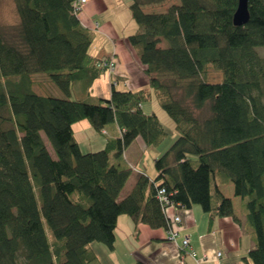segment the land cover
<instances>
[{"label":"trees","instance_id":"16d2710c","mask_svg":"<svg viewBox=\"0 0 264 264\" xmlns=\"http://www.w3.org/2000/svg\"><path fill=\"white\" fill-rule=\"evenodd\" d=\"M76 1L14 0L18 26H0V264H102L91 244L113 250L121 215L167 231L159 188L177 208L238 220L218 173L246 200L256 243L243 260L264 264V0L248 1L244 26L233 24L238 0H179L159 13L143 6L163 0H132L139 28L128 40L149 84L88 101L71 98L72 84L88 90L106 69L90 52L95 35ZM211 69L221 82H210L221 79ZM33 74L48 76L62 96L38 93ZM153 95L178 136L155 160L156 178L139 175L121 199L134 171L125 149L138 136L150 147L168 136L144 109ZM206 105V117L193 113ZM86 119L98 132L116 124L119 137L83 152L73 126Z\"/></svg>","mask_w":264,"mask_h":264},{"label":"crops","instance_id":"0c3cea01","mask_svg":"<svg viewBox=\"0 0 264 264\" xmlns=\"http://www.w3.org/2000/svg\"><path fill=\"white\" fill-rule=\"evenodd\" d=\"M114 1L115 6L124 4L123 0ZM106 3V0H88L79 14V20L82 22V25L93 31L95 35L94 43L91 46V48H94V52H91V50L90 52L101 59V61H106L108 58L115 56V61L117 62L113 73L105 72L91 84L92 86L88 90H85L83 86H79L85 96L95 100L98 98L109 99L113 88L130 91L139 90L147 87L149 84L148 77L144 72L145 66L140 61L138 51L135 50L128 40V36L137 31L136 22L134 19H130L131 9L129 8V16L127 15V18H123L121 21L120 18L111 17L108 14L109 9ZM130 4L131 2H128V6ZM15 17H17L16 22L18 25V14ZM9 25L14 24L10 21L9 23L0 22L1 27H9ZM37 75L33 74L32 76L34 81L33 88L44 92L45 88L35 78ZM41 88L44 91L40 90ZM153 99L154 96L152 97ZM144 109L146 112L154 111L158 115L162 125H164L161 118L162 114H159L155 105L148 107V103H145ZM76 125L73 126L75 138ZM175 126L172 127L175 128ZM101 134H104L106 137L102 142H98L95 148H90V151H99L105 146L108 138L116 139L119 137L120 128L112 123L101 131ZM77 141L81 148L80 140L77 139ZM150 148L138 136L125 149L124 159H126L134 171L122 190L121 199L128 195L135 187L139 175L146 174L150 179H154L144 169L140 168L141 160L137 158L139 150L142 152ZM159 150V148L156 149L153 152L154 155L152 154L155 160L165 153H157ZM53 158L55 157L53 156ZM111 159L113 162H116L113 155ZM217 176L219 191L225 197H229L232 200L235 217L238 220L231 217H214L211 219L210 214L206 213L199 205H191L189 208H169L167 213L169 217L180 216L181 224L179 225V237L175 241H168L167 232L164 228L154 229L148 223L146 224L140 220L135 222L132 217L125 214L121 215L117 220L114 249L110 250L106 246L108 250L102 247L101 251L107 252L109 255L117 253L116 264H134L138 260L144 264H179L181 255L185 257L186 263L198 264L197 260L189 256L186 251L180 250L182 238L188 236L190 246L187 251L192 250L195 252L196 259L202 260L205 258V264H253L252 261L243 260V257L254 248L256 243L246 223V200L235 195V186L232 181L228 180L221 173H218ZM94 251L99 256L102 264H105L97 250ZM219 252L221 253L220 256H218Z\"/></svg>","mask_w":264,"mask_h":264},{"label":"rangeland","instance_id":"374dc122","mask_svg":"<svg viewBox=\"0 0 264 264\" xmlns=\"http://www.w3.org/2000/svg\"><path fill=\"white\" fill-rule=\"evenodd\" d=\"M106 4L108 5V9L109 12L108 14L111 15V17H117L120 18L121 21L123 18H127V15L129 16V6H128V2H132V0H123V5L120 6H115V1L114 0H106ZM173 4H179V0H163L161 2L158 1V3H148L147 5H144L143 8L144 10L148 13V12H164L166 11L170 5ZM17 15L16 13V4L14 3V0H0V22H13L14 25H9V27L4 26L5 30H11L12 28L18 26L17 25V17H15ZM126 15V16H125ZM15 18V19H14ZM132 18V14L130 19ZM7 20V21H6ZM97 20H99L97 18ZM2 24V23H1ZM136 29L137 31H134L135 33L138 32V28L139 26L136 24ZM162 46H167L168 44L165 41H162L161 43ZM91 52H94V48L92 47ZM259 53L261 56H264V48H259ZM115 60V56H112ZM109 59V58H108ZM107 59V60H108ZM106 60V61H107ZM115 66H113V71L109 70L108 73H113L117 62H114ZM219 76L221 77V79L216 80V81H210L213 83L216 82H221L222 81V77L223 74L220 70H218ZM218 73L217 71L211 69L210 72V78L211 79H215L218 77ZM38 82L40 84L43 85V87L45 88L44 90H42V88L40 90L44 91V92H40L37 88L36 91L40 94H52V95H59L60 97L62 96V93L59 89H57L58 87H54L53 84L50 82L49 77L44 75H40L38 74L37 77H35ZM170 82V81H168ZM78 84V85H77ZM81 83L76 82L73 83V88H72V95L71 98L73 100H77V99H81L84 101H88L90 100L87 96H85V94L82 92L81 88H79V86H83ZM174 92L176 93V95H183L182 89L179 87H175ZM154 96V95H153ZM187 104H189L190 107L192 106V103L190 102V100L186 101ZM156 107V110L159 112V114L161 115L162 118V122L164 125H166V129L168 131V136L165 138V140L163 141V143L161 145H159L158 147L154 146L151 147L148 150H144V151H138L139 153L137 154V158L138 160H141L140 163V168L144 169L148 175H150L153 178H156L157 176V168H155V159L152 157L153 152L156 149H160L158 152H160L161 154L163 152H165L166 149H168L170 147V145L175 141V139L177 138V132L175 131V128L172 126H175L174 122L172 121V119L170 118V116L164 111V109L161 108V106L159 105V103H157V100L154 96V99L152 100V102H148V107H152L154 106ZM193 113H195V115H197L199 118H204L206 117V115L209 114L208 112V105H206V107H204L202 110H194L193 109ZM76 129V138L78 140H80L81 142V150H83L84 152H88L90 151V148H95L98 144V142H102L103 139L106 137L104 134H101V131L98 132L95 128H93L90 124V120H83L81 122H78V124L75 126ZM142 138V137H141ZM43 140L46 142L47 148L48 150L52 153V155L55 157V151H53L52 145L50 143V141H48V139L45 138V136H43ZM154 155V154H153ZM193 159H196V157H193ZM143 164V166H141ZM91 246L93 247L94 250H97V252L100 254V256H102L105 264H116V259H117V253H115L114 255H109L107 252H102L101 249L102 247L106 248V245H103L102 243L98 242V241H94V243L91 244ZM108 250V249H107ZM120 255V254H119Z\"/></svg>","mask_w":264,"mask_h":264},{"label":"built area","instance_id":"2783aa9c","mask_svg":"<svg viewBox=\"0 0 264 264\" xmlns=\"http://www.w3.org/2000/svg\"><path fill=\"white\" fill-rule=\"evenodd\" d=\"M88 0H77L75 2V9L78 10V11H81L82 12V9H83V6L85 5V3L87 2ZM115 60L113 57H110L107 61H102L101 65L105 67L106 71L105 72H108L109 70L113 71V66H115L114 63ZM157 198L158 200H160L161 202V205H162V208L166 214V217L169 221V225H168V229H167V239L168 241L171 240V241H175L179 235H180V231H179V225L181 224V219H180V216L178 215H175V216H172V217H169V215L167 214L168 213V209L169 208H173V207H176L175 204L168 198V196H166V189L164 188H159L158 189V194H157ZM182 244L180 246V250L181 251H186L189 256H192L194 258V260H197V263L198 264H205V258H203L202 260H199V259H196V254L195 252H193L192 250L190 251H187V249L189 248L190 246V241H189V238L188 236H184L182 238ZM221 253L219 252L218 253V256H220ZM179 264H188L186 263L185 261V257L183 255L180 256V259H179Z\"/></svg>","mask_w":264,"mask_h":264},{"label":"water","instance_id":"95a60500","mask_svg":"<svg viewBox=\"0 0 264 264\" xmlns=\"http://www.w3.org/2000/svg\"><path fill=\"white\" fill-rule=\"evenodd\" d=\"M249 0H238V7L234 12L233 24L244 26L250 19Z\"/></svg>","mask_w":264,"mask_h":264}]
</instances>
